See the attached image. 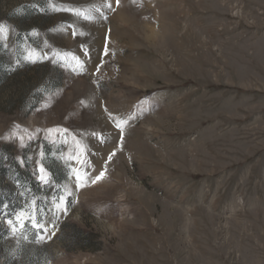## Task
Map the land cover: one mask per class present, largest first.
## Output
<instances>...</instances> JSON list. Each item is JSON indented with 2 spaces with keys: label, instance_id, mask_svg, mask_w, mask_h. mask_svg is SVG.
Masks as SVG:
<instances>
[{
  "label": "rangeland",
  "instance_id": "374dc122",
  "mask_svg": "<svg viewBox=\"0 0 264 264\" xmlns=\"http://www.w3.org/2000/svg\"><path fill=\"white\" fill-rule=\"evenodd\" d=\"M39 258L264 264V0H0V264Z\"/></svg>",
  "mask_w": 264,
  "mask_h": 264
},
{
  "label": "snow or ice",
  "instance_id": "6c2138e0",
  "mask_svg": "<svg viewBox=\"0 0 264 264\" xmlns=\"http://www.w3.org/2000/svg\"><path fill=\"white\" fill-rule=\"evenodd\" d=\"M118 127V130H119V126H117ZM122 132H121V137H122ZM115 153H113L112 155H114ZM109 159H111V156H109ZM43 171V170H42ZM103 177V173H101V175L99 176V177H97V179H101ZM33 227L34 228H36V229H40L41 228V225H40V223L37 221V222H35L34 224H33ZM15 229H13V231H14ZM38 236H39V232H38Z\"/></svg>",
  "mask_w": 264,
  "mask_h": 264
},
{
  "label": "trees",
  "instance_id": "16d2710c",
  "mask_svg": "<svg viewBox=\"0 0 264 264\" xmlns=\"http://www.w3.org/2000/svg\"><path fill=\"white\" fill-rule=\"evenodd\" d=\"M32 258L29 259L30 262H32L31 260ZM36 264H47V261L45 260V258H39L36 262Z\"/></svg>",
  "mask_w": 264,
  "mask_h": 264
}]
</instances>
